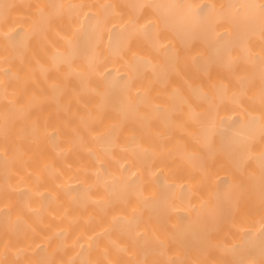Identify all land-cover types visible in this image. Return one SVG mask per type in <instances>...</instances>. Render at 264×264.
<instances>
[{
    "label": "bare ground",
    "instance_id": "bare-ground-1",
    "mask_svg": "<svg viewBox=\"0 0 264 264\" xmlns=\"http://www.w3.org/2000/svg\"><path fill=\"white\" fill-rule=\"evenodd\" d=\"M0 264H264V0H0Z\"/></svg>",
    "mask_w": 264,
    "mask_h": 264
}]
</instances>
